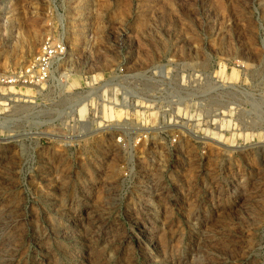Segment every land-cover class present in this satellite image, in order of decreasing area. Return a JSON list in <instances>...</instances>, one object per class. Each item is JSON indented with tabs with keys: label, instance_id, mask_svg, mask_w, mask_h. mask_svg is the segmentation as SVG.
I'll return each instance as SVG.
<instances>
[{
	"label": "rangeland",
	"instance_id": "374dc122",
	"mask_svg": "<svg viewBox=\"0 0 264 264\" xmlns=\"http://www.w3.org/2000/svg\"><path fill=\"white\" fill-rule=\"evenodd\" d=\"M50 35L69 51L54 82L0 89V264H264V0H0V73ZM159 65L175 126L118 147L85 82Z\"/></svg>",
	"mask_w": 264,
	"mask_h": 264
},
{
	"label": "built area",
	"instance_id": "2783aa9c",
	"mask_svg": "<svg viewBox=\"0 0 264 264\" xmlns=\"http://www.w3.org/2000/svg\"><path fill=\"white\" fill-rule=\"evenodd\" d=\"M68 52V45L64 36L50 35L46 37L37 57L24 70H21L18 74L0 73V89L18 86H28L35 89L52 81L54 82V70L66 60ZM154 72L158 75L151 74L149 77H154L151 80L143 75H132L126 68H121L111 75L110 79L94 77L91 82H85L90 91L83 88L87 92L85 99L88 101L83 106L86 107L87 112L88 108H91V114L94 117H99V112L102 109L103 112L109 110L110 114H113L110 115V139L114 140L118 147L140 150L162 148L159 144L162 143L160 140L164 139L160 135L161 129L175 126V124L167 122L166 118L169 116L166 117V115L171 116L174 106L181 100L176 86L180 85L179 81L170 78L168 70L163 65H159ZM149 80L152 81V85L148 84ZM183 80L184 78L180 81L182 86ZM107 93H110V109L106 108V105L101 106L99 103H96L95 106L96 99L106 102ZM162 99L166 101L165 106L168 107L165 110L166 114H163L165 116V126L158 125L159 116L162 113L155 105H152ZM147 102L152 103L148 104ZM79 106L77 104L73 107L69 115L74 116L76 114L80 117L78 110L83 106ZM116 115L122 120H113ZM132 117H137L139 121L134 122L135 119L131 121ZM80 119L81 117L79 119L74 118L73 122L75 123L72 128L81 131L82 135V131L88 127V121ZM170 122H172V119ZM100 129L101 127H97L94 132H98ZM81 135L78 137H81ZM177 137L179 138V135ZM164 144L165 147H169L170 144L177 147L175 144H178V141L174 139L169 145L166 142Z\"/></svg>",
	"mask_w": 264,
	"mask_h": 264
},
{
	"label": "bare ground",
	"instance_id": "6f19581e",
	"mask_svg": "<svg viewBox=\"0 0 264 264\" xmlns=\"http://www.w3.org/2000/svg\"><path fill=\"white\" fill-rule=\"evenodd\" d=\"M68 97V96H67ZM72 105V104H71ZM109 116V112L106 113Z\"/></svg>",
	"mask_w": 264,
	"mask_h": 264
}]
</instances>
